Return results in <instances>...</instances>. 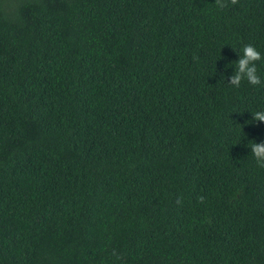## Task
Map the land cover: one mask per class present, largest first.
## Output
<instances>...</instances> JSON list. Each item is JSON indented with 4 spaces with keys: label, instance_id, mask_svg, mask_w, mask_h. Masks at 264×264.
Masks as SVG:
<instances>
[{
    "label": "trees",
    "instance_id": "1",
    "mask_svg": "<svg viewBox=\"0 0 264 264\" xmlns=\"http://www.w3.org/2000/svg\"><path fill=\"white\" fill-rule=\"evenodd\" d=\"M261 110L264 0H0V264H264Z\"/></svg>",
    "mask_w": 264,
    "mask_h": 264
},
{
    "label": "clouds",
    "instance_id": "2",
    "mask_svg": "<svg viewBox=\"0 0 264 264\" xmlns=\"http://www.w3.org/2000/svg\"><path fill=\"white\" fill-rule=\"evenodd\" d=\"M238 0H215L218 8L223 9L229 5H236ZM261 59L260 53L251 45H245L242 49V55L235 63V71L231 76L229 83L234 87H239L242 81H246L251 85H259L261 83L258 75L256 62ZM252 122L264 123V110L257 111L252 114ZM248 123V122H246ZM250 154L260 168H264V142L256 143L250 141ZM249 144V143H248ZM200 202H203V197H200Z\"/></svg>",
    "mask_w": 264,
    "mask_h": 264
}]
</instances>
